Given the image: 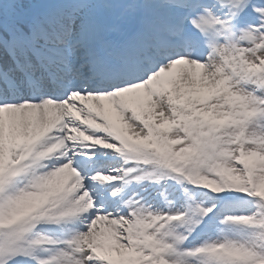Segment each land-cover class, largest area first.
Here are the masks:
<instances>
[{
    "label": "snow or ice",
    "instance_id": "obj_1",
    "mask_svg": "<svg viewBox=\"0 0 264 264\" xmlns=\"http://www.w3.org/2000/svg\"><path fill=\"white\" fill-rule=\"evenodd\" d=\"M0 264H264V0H0Z\"/></svg>",
    "mask_w": 264,
    "mask_h": 264
}]
</instances>
